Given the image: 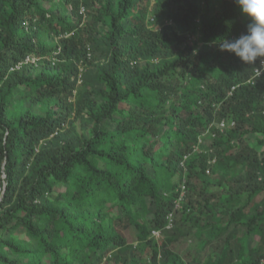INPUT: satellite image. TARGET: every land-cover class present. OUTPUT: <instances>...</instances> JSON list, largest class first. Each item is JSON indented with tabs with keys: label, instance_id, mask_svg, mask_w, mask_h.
Wrapping results in <instances>:
<instances>
[{
	"label": "trees",
	"instance_id": "obj_1",
	"mask_svg": "<svg viewBox=\"0 0 264 264\" xmlns=\"http://www.w3.org/2000/svg\"><path fill=\"white\" fill-rule=\"evenodd\" d=\"M247 23L235 0H0V264H186L183 236L191 264H264V75L217 44Z\"/></svg>",
	"mask_w": 264,
	"mask_h": 264
},
{
	"label": "clouds",
	"instance_id": "obj_2",
	"mask_svg": "<svg viewBox=\"0 0 264 264\" xmlns=\"http://www.w3.org/2000/svg\"><path fill=\"white\" fill-rule=\"evenodd\" d=\"M235 2L248 20L246 30L244 33L228 38L221 37L217 44L221 51L235 54L242 62L253 64L259 59L258 65L254 69V77L259 78L261 76L256 75L255 70L257 67H264V0H235ZM223 121L225 120L221 122ZM221 122L218 123L217 127L224 130L227 123L225 121L226 126L222 129L220 127Z\"/></svg>",
	"mask_w": 264,
	"mask_h": 264
},
{
	"label": "rangeland",
	"instance_id": "obj_3",
	"mask_svg": "<svg viewBox=\"0 0 264 264\" xmlns=\"http://www.w3.org/2000/svg\"><path fill=\"white\" fill-rule=\"evenodd\" d=\"M165 234H167V233H165ZM173 235H174V232H171V233L167 234V236H169V237H172ZM131 236H132V240H134V242H135L137 237L135 235V231L134 230H131ZM162 237H160V238H156V237L152 238L153 243L156 242L157 240H159V242H161L163 240ZM186 238H188V237H186ZM186 238L183 236L182 239H179L176 242V244L174 245V248L182 256V258L184 259V263L191 264V260L193 259V255H192L193 254V251H191V249H193V247L195 246L196 241L194 239H189V240L187 239V241H186ZM164 239H166V238H164ZM219 240H221V238H219L218 240H216L217 243L219 242ZM204 252H205V250H203V253L200 252L199 253V256L200 257L201 256H205L206 255V252L205 253ZM217 254L219 255L218 251H216V254L213 252L212 253V256L214 258H217L218 257ZM199 259L200 258L198 257L197 260H199ZM203 262L204 261L200 262V264H203Z\"/></svg>",
	"mask_w": 264,
	"mask_h": 264
},
{
	"label": "built area",
	"instance_id": "obj_4",
	"mask_svg": "<svg viewBox=\"0 0 264 264\" xmlns=\"http://www.w3.org/2000/svg\"><path fill=\"white\" fill-rule=\"evenodd\" d=\"M150 20L154 22L155 15H150ZM166 22L172 23L173 21H172V19H169V20H166ZM233 38H235V37L233 36ZM81 70H83V68H81ZM255 72H256V75L262 76L264 74V67H257ZM225 126H226L225 121L221 122L220 127L223 129V128H225ZM185 158H187V157H185ZM185 183L186 182L184 180L183 181V185H182V192H181L180 198H179L178 201H176V208L180 207V203H181L182 199L185 197V193H186ZM167 220H168V222H167L164 230L165 229L170 230V229L173 228V225H174V212H171V213L168 214ZM152 233H153L154 237H161L163 235V230H161V229L153 230Z\"/></svg>",
	"mask_w": 264,
	"mask_h": 264
}]
</instances>
